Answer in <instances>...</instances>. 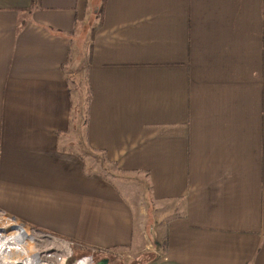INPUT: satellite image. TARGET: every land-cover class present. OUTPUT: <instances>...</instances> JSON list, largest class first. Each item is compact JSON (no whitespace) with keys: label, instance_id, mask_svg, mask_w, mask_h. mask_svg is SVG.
Here are the masks:
<instances>
[{"label":"crops","instance_id":"obj_1","mask_svg":"<svg viewBox=\"0 0 264 264\" xmlns=\"http://www.w3.org/2000/svg\"><path fill=\"white\" fill-rule=\"evenodd\" d=\"M99 4L0 0V212L133 264H264V0Z\"/></svg>","mask_w":264,"mask_h":264},{"label":"rangeland","instance_id":"obj_2","mask_svg":"<svg viewBox=\"0 0 264 264\" xmlns=\"http://www.w3.org/2000/svg\"><path fill=\"white\" fill-rule=\"evenodd\" d=\"M96 12H97V10L95 11V14H96ZM1 215H3L5 220L4 221L2 219L0 220V242H1L0 243V249L3 247L5 248V246L8 247V245H11L13 243L14 249L12 251L8 252L10 259L20 261L22 258L29 255L30 252H28V251L26 253H23V254L20 253L21 252L20 246L21 247L24 246V247H28L30 249H35L34 250L35 254L40 257V260L41 261H47L48 264H55V263H59V264H91V260L89 259V257L81 258L78 260L73 259V257L77 258V257H81L83 255H88V254L90 255L91 253H88L89 250H82L77 246H74L72 244H68V242H64V240L63 241L59 240L58 238L54 239L53 238L54 236L53 237H51V236L46 237L45 235H42V234L38 233L37 231H34V230L27 228L26 226L22 225L17 220H14L10 217H7L2 212H0V218H3ZM11 226L22 228L24 231H27L31 235V236L29 235L28 238L38 237L36 234L44 236L45 237L44 239H47V240L46 241L43 239L42 240L45 241L46 243L45 242L43 243L42 241L30 239V240L25 241V244H24V243H22V242H24V241H22L23 239H21L22 237L25 238L24 234L22 233L23 232L22 229H21V233L16 231V230L10 231L9 229H5V230L2 229V227L9 228ZM32 232L34 233V235L32 234ZM52 238L57 241V244L64 243V244L68 245V247L70 248V253L68 255H65V254H63V252L61 253V250H58V251L45 250L44 246L47 243L50 244L51 241H53V240H51ZM17 246H19V247H17ZM89 252H91V251H89ZM17 253H18V255H17ZM92 255H93L92 256V260H93L92 264H100V262H102V260H104V259L108 260L107 264H118V263H120V264H131L132 263V261H128V260L125 261L122 258L121 252L116 253V254H114V253L102 254V253H98V252L94 251ZM14 256H16V257H14Z\"/></svg>","mask_w":264,"mask_h":264},{"label":"bare ground","instance_id":"obj_3","mask_svg":"<svg viewBox=\"0 0 264 264\" xmlns=\"http://www.w3.org/2000/svg\"><path fill=\"white\" fill-rule=\"evenodd\" d=\"M2 217H3V215H1ZM5 220V218L3 217V218H0V220ZM2 229H9L10 231L11 230H16V231H18V232H20L21 233V229L22 228H18V227H15V226H11V227H9V228H5V227H2ZM3 231V230H2ZM8 231V230H7ZM9 231V232H10ZM22 233L24 234V236H25V238L24 237H22L21 239H23L22 241H24V242H22V243H24L25 244V241H27V240H30V239H34V240H37V241H42L43 243L47 240V239H44L45 237L44 236H41V235H38V234H36L38 237H35V238H28L29 237V233L27 232V231H24L23 229H22ZM32 234L34 235V233L32 232ZM31 236V235H30ZM46 236V235H45ZM48 236V235H47ZM46 236V237H47ZM50 237V236H49ZM45 240V241H43V240ZM55 239V238H54ZM53 238L51 239V240H53V241H51V243L49 244V243H47L45 246H44V249L45 250H55V251H58V250H61V253L63 252V254H65V255H68L69 253H70V248L68 247V245H66V244H64V243H60V244H57V241L56 240H54ZM63 241V240H62ZM65 242V241H64ZM1 243V242H0ZM21 243V242H20ZM46 243V242H45ZM20 246V245H19ZM19 246H17V247H19ZM14 249V246H13V243L11 244V245H8V247H6L5 246V248L3 247V248H1L0 249V264H48L47 263V261H41L40 260V257L39 256H37L36 254H35V249H30V248H28V247H21L20 246V250H21V252L20 253H26L27 251L28 252H30V254L29 255H27L26 257H24V258H22L20 261L18 260H14V259H10V256L8 255V252H10V251H12ZM39 251V250H38ZM43 251V250H42ZM17 255H18V253H17ZM22 256V255H21ZM14 257H16V256H14ZM13 257V258H14ZM46 257V256H45ZM18 259V258H17ZM55 264H59V263H55Z\"/></svg>","mask_w":264,"mask_h":264},{"label":"trees","instance_id":"obj_4","mask_svg":"<svg viewBox=\"0 0 264 264\" xmlns=\"http://www.w3.org/2000/svg\"><path fill=\"white\" fill-rule=\"evenodd\" d=\"M37 0H32V2H36ZM103 5H104V0H100V4H99V8L97 9V12H96V17L99 18L100 20V15L102 13V10H103ZM95 27V26H94ZM89 253V252H88ZM79 258V257H77ZM133 264V263H132Z\"/></svg>","mask_w":264,"mask_h":264},{"label":"built area","instance_id":"obj_5","mask_svg":"<svg viewBox=\"0 0 264 264\" xmlns=\"http://www.w3.org/2000/svg\"><path fill=\"white\" fill-rule=\"evenodd\" d=\"M9 217H10V216H9ZM34 231H35V230H34ZM38 233H39V232H38ZM68 244H72V243H69V242H68ZM72 245H73V244H72ZM93 252H94V251H91V252H89V253H91L90 255H89V254H88V255H83V256H81V257H79V258H74V257H73V259H74V260H78V259H81V258L89 257V259L91 260V264H92V262H93V260H92V256H93L92 254H93Z\"/></svg>","mask_w":264,"mask_h":264},{"label":"water","instance_id":"obj_6","mask_svg":"<svg viewBox=\"0 0 264 264\" xmlns=\"http://www.w3.org/2000/svg\"><path fill=\"white\" fill-rule=\"evenodd\" d=\"M42 235H46V234H42ZM48 236H50V235H48ZM51 237H53V236H51ZM53 238H55V237H53ZM55 239H57V238H55ZM107 262H108V260L107 259H104V260H102V262H100V264H107ZM118 264H120V263H118Z\"/></svg>","mask_w":264,"mask_h":264}]
</instances>
